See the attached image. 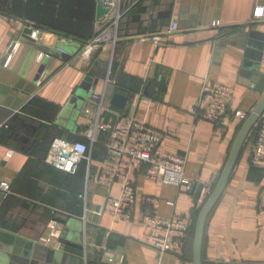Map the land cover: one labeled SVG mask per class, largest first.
<instances>
[{"label":"crops","instance_id":"0c3cea01","mask_svg":"<svg viewBox=\"0 0 264 264\" xmlns=\"http://www.w3.org/2000/svg\"><path fill=\"white\" fill-rule=\"evenodd\" d=\"M98 4L0 0V264H192L190 235L182 256L159 257L142 240V215L155 212L192 226L224 167L242 120L230 116L217 127L192 116L203 82L232 89L231 113L247 116L262 95L256 78L251 83L242 74L254 68L264 74V19L253 15L264 0H118L116 42L104 39L90 55L82 54L86 43L47 31L54 27L89 42L112 14L105 8L98 17ZM26 22L34 42L22 37ZM56 47L61 54L44 60ZM107 78L115 84L104 89ZM103 91V110L117 116L115 126L142 119L162 132L163 151L184 158L185 177L202 186L196 202L191 184L149 180L135 165L129 172L136 195L132 220L113 219L108 205L101 215L92 212L119 194L118 182L106 190L93 181L105 145L97 130L108 127L101 121L95 127L97 108L89 97ZM115 93L127 96L123 108L110 103ZM56 138L91 145L89 161L73 174L54 168ZM251 145L243 146L207 217L202 264H264L258 212L264 164L250 163ZM85 189L87 201L79 197Z\"/></svg>","mask_w":264,"mask_h":264},{"label":"built area","instance_id":"2783aa9c","mask_svg":"<svg viewBox=\"0 0 264 264\" xmlns=\"http://www.w3.org/2000/svg\"><path fill=\"white\" fill-rule=\"evenodd\" d=\"M107 12L112 11L108 27L99 35L92 38L85 44L82 51L84 55H90L95 46L100 45L104 39H108L111 44L117 40V26L122 11L119 9L118 0H98ZM253 15L256 20L264 19V5L255 6ZM211 26H218L217 22H212ZM35 32H32L34 35ZM9 58V57H8ZM7 58V59H8ZM110 84H115L110 79L105 80L104 89ZM233 95L232 89L218 82L205 80L201 87V95L196 104L192 106L189 113L197 119L204 120L220 127L225 118L238 115L244 121L246 114L238 111H230V101ZM104 91L93 92L90 101L97 108V114L103 110ZM97 122V121H96ZM97 127L98 122L95 123ZM94 127V130L96 129ZM105 130V128H98ZM162 132L148 126L144 120L138 118H127L118 126H114L112 136L104 145V153L98 175L93 180L97 185L109 190L115 182L119 184V194L117 197L107 196L104 203L98 205L92 212L101 215L107 205L115 220L130 221L134 216L135 188L130 179L129 172L133 166H143L144 175L149 180H158L165 184L176 187L189 186L191 183L185 177L183 157L169 154L160 147ZM95 138H91V143ZM91 145L88 146L81 141H68L56 138L52 142L53 158L51 165L54 168L68 173H75L82 161H89ZM65 151L66 156L61 155ZM250 163L253 165L264 164V111L257 122L256 136L251 145ZM92 179H87V182ZM1 188L5 191L8 186L1 183ZM79 197L87 201V189L79 194ZM263 218L264 207L258 210ZM143 226L142 240L153 247L159 257L174 255L180 257L185 239L191 226L178 219L162 218L155 212H147L142 215Z\"/></svg>","mask_w":264,"mask_h":264},{"label":"water","instance_id":"95a60500","mask_svg":"<svg viewBox=\"0 0 264 264\" xmlns=\"http://www.w3.org/2000/svg\"><path fill=\"white\" fill-rule=\"evenodd\" d=\"M106 12V9L103 8L100 4L97 6L96 15L99 17L103 15ZM27 27L22 30V37L26 40H30L34 42V39L32 38V25L28 22ZM243 37L245 36L242 35ZM60 39V38H59ZM242 39V38H241ZM63 48L56 47V49L53 50H46L44 53H47L44 55V60L47 59L49 56V53L52 55H60V50ZM65 54V53H63ZM43 60V62H44ZM257 73V74H256ZM259 72L257 68L253 69V73L250 72H243V76L252 83V81L256 78V81L258 82L259 92L262 93L260 99L254 106L253 110L246 116L244 121L241 124L240 129L238 130L236 137L232 143L231 149L229 151V154L227 156L226 162L224 164V167L219 174L217 181L211 191V193L206 198L205 202L203 203L202 207L200 208L196 222L194 225V233H193V242H192V264H202V243H203V236H204V229H205V223L207 220L208 215L214 208V206L219 201L221 195L223 194V191L225 190V187L229 181V178L233 172V169L235 167V164L237 162L238 156L243 148L244 143L246 140L252 135L253 138L256 136L257 131V122L259 120V117L261 116L262 112L264 111V74H260L258 76ZM258 76V78H257ZM85 81H91V78L86 77L84 78ZM85 88V87H84ZM85 90V89H84ZM93 91V90H92ZM91 95V94H90ZM90 98V97H89ZM127 96H122L118 93H115L112 96V99L110 103L118 108H123L126 102ZM96 107V106H95ZM97 110V109H96ZM117 116L110 112L109 110H102L100 114H97L96 121H101V124L106 125L107 131L104 132L103 129L97 130V139L101 142H108L109 137L111 136L112 130L115 126ZM65 151H61V155L66 156ZM200 184H191L190 188L196 189L195 193L196 196L194 197V201L199 198V192L201 190Z\"/></svg>","mask_w":264,"mask_h":264},{"label":"trees","instance_id":"16d2710c","mask_svg":"<svg viewBox=\"0 0 264 264\" xmlns=\"http://www.w3.org/2000/svg\"><path fill=\"white\" fill-rule=\"evenodd\" d=\"M35 26H36V27H40V26H37V25H35ZM46 29H47V31H51V32H53V33L59 35L60 37H67V38H70V39H73V40H76V41H80L81 45H83L84 43H87L86 41H82V38H78V37H73V36H71V34H70L69 32H65V31L59 30V29L54 28V27H48V28H46ZM242 122H243V121H242ZM241 124H242V123H241ZM240 127H241V125H240ZM253 140H254V138H253V136L251 135V136L246 140V142L244 143V145H245L246 143H248V141H249V142L252 141V143H253ZM244 145H243V146H244ZM204 202H205V201H204ZM202 205H203V204H202ZM201 207H202V206H200V207L197 209L194 224L191 226V229H190V231H189V233H188V236L190 235V237L192 238V242H193L194 225H195V222H196L197 214H198V212H199V210H200ZM188 236H187V238H188ZM183 250H184V246H183V249H182V253H183ZM181 256H182V255H181Z\"/></svg>","mask_w":264,"mask_h":264}]
</instances>
